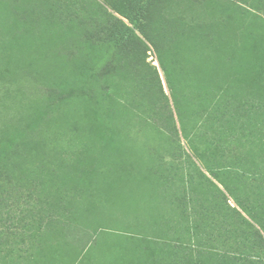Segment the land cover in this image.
I'll return each instance as SVG.
<instances>
[{
  "label": "rangeland",
  "instance_id": "374dc122",
  "mask_svg": "<svg viewBox=\"0 0 264 264\" xmlns=\"http://www.w3.org/2000/svg\"><path fill=\"white\" fill-rule=\"evenodd\" d=\"M241 1L162 0L188 33L168 73L146 43L151 96L107 70L141 0H0V252L264 264V0Z\"/></svg>",
  "mask_w": 264,
  "mask_h": 264
},
{
  "label": "trees",
  "instance_id": "16d2710c",
  "mask_svg": "<svg viewBox=\"0 0 264 264\" xmlns=\"http://www.w3.org/2000/svg\"><path fill=\"white\" fill-rule=\"evenodd\" d=\"M151 1L153 0H141L142 7L135 11V15H127L134 28H127L124 32L113 37V45H111L110 48L112 51L114 50L113 57L115 62L107 65V70L110 72H122L125 76L131 75L132 77L141 79V82H139L140 90L144 94L153 96L155 94V82L157 81L161 87V78L158 75L157 67L151 66L150 70H147V55L151 48L149 45L147 46L146 43L150 44L155 49L160 67L165 73H168L165 55L167 56L170 52L172 56L175 57L179 41L182 36H187L188 32H184L183 30L185 28L180 27L182 22L185 23V21H183L184 19H181V17H183L182 15H178V17L175 15L165 16L164 12L161 13L162 9L165 10V8L168 7V3L164 4L162 0H154L153 9L154 12L157 10V13L152 12L146 15L147 9L145 4H149ZM197 1L198 0H194L195 3H197ZM239 1L243 2L241 0ZM110 6L114 8L112 5ZM169 7H171V3H169ZM170 19L177 20L169 23L168 21ZM135 30H138L147 42L143 43L136 35ZM137 68L138 70L135 72L134 70ZM108 75L110 74L108 73ZM146 79H149V84H147ZM81 86H83V84H81ZM87 86V84L84 85L81 91H83L84 88H90V86ZM106 96L108 97L109 95L106 94ZM212 175L214 178H220L219 174L215 171H212ZM11 208L5 213L0 211V223L3 226L2 221L7 219L9 225H12L14 229L20 220L18 215L13 214ZM15 238L16 235L10 236L11 242H14ZM2 247L5 248V246ZM7 253L5 254L3 251L0 252V264H19L18 259H14L13 256H10L11 253Z\"/></svg>",
  "mask_w": 264,
  "mask_h": 264
}]
</instances>
